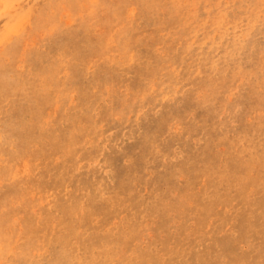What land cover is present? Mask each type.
I'll return each mask as SVG.
<instances>
[{
	"label": "rangeland",
	"instance_id": "rangeland-1",
	"mask_svg": "<svg viewBox=\"0 0 264 264\" xmlns=\"http://www.w3.org/2000/svg\"><path fill=\"white\" fill-rule=\"evenodd\" d=\"M0 264H264V0H0Z\"/></svg>",
	"mask_w": 264,
	"mask_h": 264
},
{
	"label": "bare ground",
	"instance_id": "bare-ground-1",
	"mask_svg": "<svg viewBox=\"0 0 264 264\" xmlns=\"http://www.w3.org/2000/svg\"><path fill=\"white\" fill-rule=\"evenodd\" d=\"M52 2H50L49 1V3H47V6H49V4H51ZM12 47H14V46H12ZM11 49V48H10ZM42 62V55H38V54H36V56H34V59H33V62H34V64L35 65H39L41 62ZM36 62V63H35ZM53 65H55V64H53ZM51 67L50 69H48V67ZM47 68H46V71L43 73L45 76L47 75L46 73H53L55 70H56V68H54V67H52L51 65H49ZM44 67V66H43ZM55 67H57V65H55ZM58 68V67H57ZM48 69V70H47ZM45 70V69H44ZM43 74H42V76H43ZM44 77V76H43ZM15 80H17V81H19L18 80V77L15 79ZM44 80H45V78H44ZM17 81L15 82V85L17 84ZM10 83V82H9ZM58 85V84H57ZM7 88H8V86H6ZM16 87H17V85H16ZM45 95L46 94H44L43 92H42V90H38V91H36L35 92V98H37L38 100H41V99H44V97H45ZM38 103V102H37ZM29 108V107H28ZM38 110V109H37ZM38 223V222H37Z\"/></svg>",
	"mask_w": 264,
	"mask_h": 264
}]
</instances>
